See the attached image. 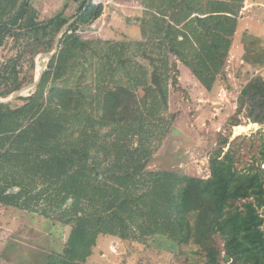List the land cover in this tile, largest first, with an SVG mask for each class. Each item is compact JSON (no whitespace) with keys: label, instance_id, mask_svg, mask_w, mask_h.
<instances>
[{"label":"trees","instance_id":"16d2710c","mask_svg":"<svg viewBox=\"0 0 264 264\" xmlns=\"http://www.w3.org/2000/svg\"><path fill=\"white\" fill-rule=\"evenodd\" d=\"M246 1L143 0L142 39L103 40L80 34L103 4L75 0L79 18L38 89L0 104V206L71 227L46 264H87L101 236L162 237L195 247L202 264H221L223 252L233 264H264V143L242 170L221 138L207 179L148 169L177 121L170 96L179 64L212 92L226 77ZM68 6L41 19L32 0H0V98L35 80L38 56L55 50L71 20ZM238 104L230 126L243 125L242 115L264 126V80L253 78Z\"/></svg>","mask_w":264,"mask_h":264},{"label":"rangeland","instance_id":"374dc122","mask_svg":"<svg viewBox=\"0 0 264 264\" xmlns=\"http://www.w3.org/2000/svg\"><path fill=\"white\" fill-rule=\"evenodd\" d=\"M68 2L64 13L73 19L78 12L75 0H32V5L44 19L63 12ZM93 2L103 4L104 13L95 23L80 29L83 38L142 39L137 24L138 19L144 16L143 0ZM261 2L254 10L248 11L247 17H240V27L226 66V77L219 79L212 92H207L190 71L179 64L180 88L171 89L170 96V111L177 115V121L149 164L150 171L167 170L207 179L210 176V157L221 138H229L239 169L245 170L254 162L256 164L264 143V136L259 131H264V126L253 124L242 115L243 125L232 127L229 119L238 108V99L244 87L253 78L264 80V9H260L264 0ZM247 6L245 3L244 9ZM8 52L4 50L1 55L6 56ZM39 57L36 60V76ZM38 68L41 70V63ZM70 232L71 227L0 206V264H46L45 258L53 249L62 251ZM216 241L217 247L224 250L220 236H216ZM195 252V247L177 248L162 237L141 244L101 236L87 264H202L204 259ZM224 256L223 252L221 264H226Z\"/></svg>","mask_w":264,"mask_h":264},{"label":"water","instance_id":"95a60500","mask_svg":"<svg viewBox=\"0 0 264 264\" xmlns=\"http://www.w3.org/2000/svg\"><path fill=\"white\" fill-rule=\"evenodd\" d=\"M90 3V0H89ZM79 16L71 19L68 24H66L63 29L61 30L57 41H56V46L55 50L53 52H45L40 54L39 60L41 62V70L39 74L36 76L35 80L31 82L30 84L26 85L24 88L21 90L17 91L13 96L9 98H0V104L3 105H11L15 104L20 98L27 97L31 94H33L39 87L45 72L48 69L50 61L55 57V55L58 54L60 50V45H61V40L65 33L71 28V26L78 20ZM224 262L226 264H233V260L230 256L225 255L224 256Z\"/></svg>","mask_w":264,"mask_h":264},{"label":"crops","instance_id":"0c3cea01","mask_svg":"<svg viewBox=\"0 0 264 264\" xmlns=\"http://www.w3.org/2000/svg\"><path fill=\"white\" fill-rule=\"evenodd\" d=\"M220 1H225V0H220ZM254 1H257V2L254 3ZM260 2H261V0H252V1L247 0V1H246V5L248 4V6H247L245 9H243V12L241 11V13H240V17L242 18L244 15H246V17H247V13H248V11H250V9L254 10V7H256L257 5H259ZM262 2H263V1H262ZM262 2H261V3H262ZM250 3H251V6H249ZM250 7H253V8H250ZM263 7H264V4L262 5V8H260V9H264ZM252 10H251V11H252ZM251 11H250V12H251ZM263 11H264V10H263ZM240 17H239V26H238V28L240 27V22H241ZM244 20H245V19H244ZM0 243H1V241H0ZM1 247H2V245H1Z\"/></svg>","mask_w":264,"mask_h":264},{"label":"bare ground","instance_id":"6f19581e","mask_svg":"<svg viewBox=\"0 0 264 264\" xmlns=\"http://www.w3.org/2000/svg\"><path fill=\"white\" fill-rule=\"evenodd\" d=\"M41 62H39V64H40ZM39 64H38V66H37V75L39 74V72H40V69L38 68L39 67ZM257 126V125H256Z\"/></svg>","mask_w":264,"mask_h":264},{"label":"built area","instance_id":"2783aa9c","mask_svg":"<svg viewBox=\"0 0 264 264\" xmlns=\"http://www.w3.org/2000/svg\"><path fill=\"white\" fill-rule=\"evenodd\" d=\"M224 264V263H223Z\"/></svg>","mask_w":264,"mask_h":264}]
</instances>
